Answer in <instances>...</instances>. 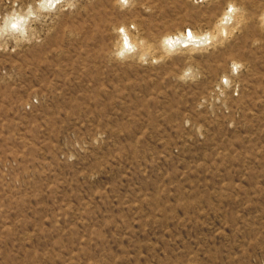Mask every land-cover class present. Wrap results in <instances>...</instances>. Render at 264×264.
<instances>
[{"label":"rangeland","instance_id":"374dc122","mask_svg":"<svg viewBox=\"0 0 264 264\" xmlns=\"http://www.w3.org/2000/svg\"><path fill=\"white\" fill-rule=\"evenodd\" d=\"M0 264H264V0H0Z\"/></svg>","mask_w":264,"mask_h":264},{"label":"bare ground","instance_id":"6f19581e","mask_svg":"<svg viewBox=\"0 0 264 264\" xmlns=\"http://www.w3.org/2000/svg\"><path fill=\"white\" fill-rule=\"evenodd\" d=\"M57 1L59 0H44V3L48 4V5H52L54 3H56ZM61 1V0H60ZM59 3V2H58ZM230 12H228V17H230ZM222 32V31H221ZM188 34H191V31L187 32ZM126 35V34H125ZM127 37L129 36L128 33L126 35ZM207 38H210L208 36H202L200 37L198 40H190V41H193L194 43H200L202 42L201 44H203V42L205 43V40ZM130 39V37H129ZM165 40L168 42V44H170L169 46H178L180 44H184V43H188L189 40H188V37L186 34H181V35H177V36H166ZM207 41V40H206ZM124 44V43H123ZM131 39L129 40V42L126 43V47L128 46H131ZM124 47V45H123ZM123 51V50H122Z\"/></svg>","mask_w":264,"mask_h":264}]
</instances>
